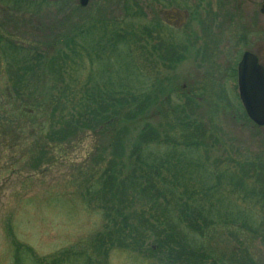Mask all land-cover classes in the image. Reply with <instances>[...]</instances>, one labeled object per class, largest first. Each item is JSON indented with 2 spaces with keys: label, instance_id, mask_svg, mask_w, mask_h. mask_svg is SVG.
Returning <instances> with one entry per match:
<instances>
[{
  "label": "trees",
  "instance_id": "1",
  "mask_svg": "<svg viewBox=\"0 0 264 264\" xmlns=\"http://www.w3.org/2000/svg\"><path fill=\"white\" fill-rule=\"evenodd\" d=\"M103 24V31L71 26L66 43L51 34L26 53L8 42L13 53L0 63L2 144L25 148L20 159L42 171L77 165L78 196L102 221L99 231L53 259L22 244L20 258L110 264L114 252H123L151 264H263L251 243L264 242V155L242 157L240 141L227 145L214 120L196 113L194 96L185 92L176 101L160 88L157 59L172 66L186 52H160L155 37L145 49L129 21ZM44 47L47 54L39 52ZM44 76L56 80L48 86ZM244 118L258 128L245 112ZM87 139L85 158L72 160L71 147Z\"/></svg>",
  "mask_w": 264,
  "mask_h": 264
},
{
  "label": "rangeland",
  "instance_id": "2",
  "mask_svg": "<svg viewBox=\"0 0 264 264\" xmlns=\"http://www.w3.org/2000/svg\"><path fill=\"white\" fill-rule=\"evenodd\" d=\"M65 1L66 7L64 0H0V26L6 35L0 39V52L5 56L0 63L13 53L14 49L8 42L14 43L26 53L32 50L33 42H46L51 34L55 36L50 39L61 38L66 43L65 37L70 36L73 31L71 28L77 24H95L94 28L104 30L103 23L98 22L96 26L97 21L91 14L92 4L82 8L75 0ZM129 22L134 25L136 31L142 29L143 22ZM213 23L214 26L208 31L212 43L210 53L201 52L206 42H201L192 35V47L180 63L169 66L160 58L157 59L158 65L155 68L161 81L160 88L166 94H171L176 101L185 100V92L190 98L194 96L196 113L214 120L218 133L223 135L227 145L238 144L240 141L242 157L262 156L264 128L254 127L245 118L246 123L243 121L245 111L237 95L234 69L240 58V53L235 51L238 23ZM126 25L130 26L128 23ZM198 25V22L194 23L190 30H195L194 33L202 30ZM247 30L249 31V28ZM220 33L227 37L225 48L216 38L221 36ZM98 34L100 33L97 30ZM139 37L142 38L145 49H150L157 40H153L151 36L144 37L141 30ZM186 39L189 38L185 33L179 34V42L183 45L187 44ZM197 40L200 43L193 45ZM64 43L58 44L62 51L68 50ZM43 51L48 53L45 47L40 48L39 52ZM50 52L55 54V50ZM81 64L87 66V60L82 59ZM149 69L152 68L148 65L147 70ZM39 71L49 74L44 70ZM147 72L149 78L154 74ZM79 73L84 74V70L80 69ZM44 78L48 86L56 80L52 76ZM3 142L0 137V264H22L20 259L22 261L24 257L19 256V244L33 249L42 259H53V256L65 247L87 239L99 231L102 225L101 217L87 211L78 196L75 179L81 178L82 171L75 167L77 165L65 164L44 171L35 169V164L29 162L28 157L20 159L25 156V148H11L10 142L2 144ZM5 146L6 150L3 149ZM91 146V140L87 139L82 145L71 147L74 152L70 150V158L82 160ZM45 167L46 165L43 169ZM257 209L260 207L257 206ZM251 247L254 259L264 264V242L257 240L251 243ZM24 259L25 264H29V261L33 263L28 257ZM62 264L80 263L65 261ZM110 264L151 263L140 255L114 252Z\"/></svg>",
  "mask_w": 264,
  "mask_h": 264
},
{
  "label": "flooded vegetation",
  "instance_id": "3",
  "mask_svg": "<svg viewBox=\"0 0 264 264\" xmlns=\"http://www.w3.org/2000/svg\"><path fill=\"white\" fill-rule=\"evenodd\" d=\"M75 1L82 6L81 0ZM65 3L64 0V7ZM91 4V14L97 22H143L141 32L146 38L151 36L157 39L160 52L166 47L171 51L189 53L192 47L190 42L194 37L206 42L201 52L210 53L212 43L208 31L214 26L213 22L238 23L235 51L240 53V58L234 69V76L240 102V65L244 55L250 53L255 56L256 78L259 72H264V0H89L88 6ZM126 18L128 20H123ZM196 22L202 30L194 33L195 30L190 28ZM184 33L189 39L183 45L179 42V34ZM216 38L225 48L227 37L221 35ZM199 43L197 40L193 45Z\"/></svg>",
  "mask_w": 264,
  "mask_h": 264
},
{
  "label": "water",
  "instance_id": "4",
  "mask_svg": "<svg viewBox=\"0 0 264 264\" xmlns=\"http://www.w3.org/2000/svg\"><path fill=\"white\" fill-rule=\"evenodd\" d=\"M89 0H81L87 6ZM257 61L254 55L246 53L240 65V97L248 117L259 127H264V72L255 77Z\"/></svg>",
  "mask_w": 264,
  "mask_h": 264
}]
</instances>
